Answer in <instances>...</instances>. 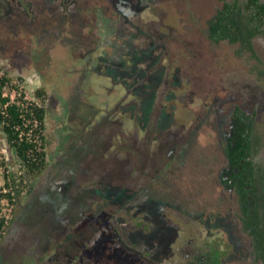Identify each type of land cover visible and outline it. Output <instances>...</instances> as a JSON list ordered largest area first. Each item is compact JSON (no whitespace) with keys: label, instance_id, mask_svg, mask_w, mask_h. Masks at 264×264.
Listing matches in <instances>:
<instances>
[{"label":"rangeland","instance_id":"obj_1","mask_svg":"<svg viewBox=\"0 0 264 264\" xmlns=\"http://www.w3.org/2000/svg\"><path fill=\"white\" fill-rule=\"evenodd\" d=\"M220 6V0H0V72L11 79L4 91L45 109L48 161L30 182L25 173L24 194L1 209L7 223L0 264H28L27 253L15 250L44 246L40 237H49L50 247L63 239L46 232L64 203L46 193L50 179L65 182L66 203L81 208L75 226L98 210L127 226L131 210H148L149 243L137 245L151 254L149 264L168 250L155 234L163 224L180 227L185 242L192 232L201 251L217 244L220 264L262 263L239 205L218 181L225 162L218 128L235 105L252 114L254 161L264 165V36L252 39L256 57L238 43L210 42L207 22ZM19 162L0 126V185ZM125 194L132 203H121Z\"/></svg>","mask_w":264,"mask_h":264},{"label":"flooded vegetation","instance_id":"obj_2","mask_svg":"<svg viewBox=\"0 0 264 264\" xmlns=\"http://www.w3.org/2000/svg\"><path fill=\"white\" fill-rule=\"evenodd\" d=\"M218 129V135L222 139V151L225 158L223 166L218 171V181L227 191L229 197L231 199L234 198L239 205V219L244 229L242 218L254 216L259 202L258 195L260 189L259 187L256 188L258 184L254 183L252 178H249L250 173L248 168L243 169V166H246L244 160H240L238 164L233 165L227 157V146L231 143L230 150L236 151L235 144L239 139L240 125L234 116L233 110L227 123L219 125ZM174 147H176V144ZM174 151L172 149L170 154L167 153V156L169 157ZM252 159L254 161V156ZM255 164L260 163L255 162ZM99 185H102V183ZM45 186L47 187L46 193H50L52 196L60 194V198L64 201L62 210H59L57 213L53 211L54 213L52 214L56 215V218L55 220L53 219V224L49 222L52 229L50 231L48 229L46 232L47 234L50 233L53 240L57 237H62L63 239L61 242L54 240V244L50 247L47 243L49 237L44 236L39 238H44L47 241L44 246L38 242L34 247L28 249L27 252L24 246L16 248L15 253H27L28 264H133V261L134 264H149L152 261L148 257L151 255L149 251L140 249L137 245L138 241L143 244L149 243L148 210H131L124 221V223H127V226H120L116 222L114 223L110 214L107 216L104 210H98L94 214L93 219L87 221L86 224H83L85 221H81L79 225L75 226L74 223H77L84 215H82L81 208L76 210L71 206V203H66L68 185L65 182L62 183L50 179ZM241 188L244 190H241ZM130 191L132 192V189ZM125 195V198L121 199V203H132L133 196L129 194ZM112 197V194L106 195V199H109L107 201H110V204L114 201V199H111ZM67 201L70 202V199ZM73 201L78 207L81 205L80 207L85 208V203L81 202V200L80 204H78V201ZM102 201L106 202L104 199ZM245 207H248L246 215L243 213ZM258 211L262 212L260 209ZM47 213L45 211V214ZM133 220L135 224H128ZM167 226L163 224L155 232V234L159 235V238L165 237L166 242L164 246L168 250L163 255L160 254V256L155 258L158 260L154 264H213L211 248L205 252L201 251L197 247L198 245H194L195 240L192 237V232H189L190 238L185 242L182 240L180 227L176 225ZM126 227H129L131 230ZM247 233L249 234V232ZM46 252L49 254L42 259ZM181 257L183 258V262L181 261ZM257 261L259 260L257 259ZM18 264L26 263L19 261Z\"/></svg>","mask_w":264,"mask_h":264},{"label":"trees","instance_id":"obj_3","mask_svg":"<svg viewBox=\"0 0 264 264\" xmlns=\"http://www.w3.org/2000/svg\"><path fill=\"white\" fill-rule=\"evenodd\" d=\"M220 1L221 6L207 22L208 40L212 43L221 41L238 43L241 49L249 51L256 57L252 39L258 34L264 36V0ZM10 82V77L0 72V126L7 142L25 168L27 180L30 182L47 165V139L41 135L42 145L37 150L25 134L29 125L33 124V119L39 123L37 130L43 129L46 111L35 102L23 99V94L12 100L10 94L4 91L7 87H11ZM35 93L40 97L45 91L41 88ZM233 113L240 125L239 139L235 144L236 151L230 150L231 143H229L226 154L233 165L238 164L240 160L245 161L246 166H243V169L248 168L249 178H252L253 182L258 184L256 188L260 189L254 216H248L242 220L244 229L253 237L255 258L264 264V165L255 164L252 159L258 145L254 134L253 115L246 113L238 105L233 108ZM26 122H29L28 125ZM241 190L244 189L241 188ZM3 196H9V193ZM247 211L248 207H245L243 213L246 215ZM5 228L2 218L0 219V238ZM211 251L213 264H220L222 252L217 244L212 245Z\"/></svg>","mask_w":264,"mask_h":264},{"label":"built area","instance_id":"obj_4","mask_svg":"<svg viewBox=\"0 0 264 264\" xmlns=\"http://www.w3.org/2000/svg\"><path fill=\"white\" fill-rule=\"evenodd\" d=\"M17 97H20L21 93H18ZM26 97L23 95V99ZM27 100V99H25ZM29 101V100H28ZM29 122H26L28 125ZM38 121L33 119V124L29 125V128L26 132V137L29 141L33 142L35 149L39 150L42 145L41 135H43V129L37 130ZM20 161V160H19ZM13 173L9 174L10 171L7 170V175L3 178V183L0 185V219L3 218L4 224L7 223V217L4 212L1 211L4 204L11 205L17 197L24 194V183H25V168L22 163L19 162L17 168ZM9 193V196H3Z\"/></svg>","mask_w":264,"mask_h":264}]
</instances>
